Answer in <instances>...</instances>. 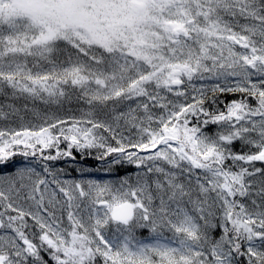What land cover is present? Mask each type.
I'll list each match as a JSON object with an SVG mask.
<instances>
[{"label":"snow or ice","instance_id":"snow-or-ice-1","mask_svg":"<svg viewBox=\"0 0 264 264\" xmlns=\"http://www.w3.org/2000/svg\"><path fill=\"white\" fill-rule=\"evenodd\" d=\"M0 168V264H264V0H0Z\"/></svg>","mask_w":264,"mask_h":264},{"label":"trees","instance_id":"trees-1","mask_svg":"<svg viewBox=\"0 0 264 264\" xmlns=\"http://www.w3.org/2000/svg\"><path fill=\"white\" fill-rule=\"evenodd\" d=\"M75 107V105H73ZM67 108V106H66ZM78 115V113H76ZM63 147V145H61ZM90 153V154H89ZM75 161L71 159L61 160L55 163L56 168H64V179H97V180H115L120 176L135 174L137 171L133 165H113L114 171L107 173L104 171L110 164H112V157L105 159H97L98 152L96 149L86 150L84 155L73 150ZM17 162L23 160V157L17 156ZM86 169L84 172H80L77 169ZM0 170H8L0 168Z\"/></svg>","mask_w":264,"mask_h":264}]
</instances>
